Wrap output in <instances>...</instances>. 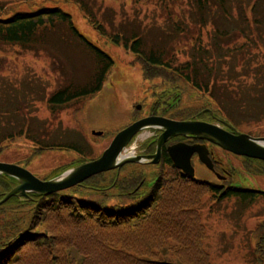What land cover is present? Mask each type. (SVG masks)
Masks as SVG:
<instances>
[{"label": "rangeland", "instance_id": "374dc122", "mask_svg": "<svg viewBox=\"0 0 264 264\" xmlns=\"http://www.w3.org/2000/svg\"><path fill=\"white\" fill-rule=\"evenodd\" d=\"M15 1L19 4L15 5L16 8L32 7L27 0ZM232 1V19L219 12L216 16L221 26L230 24L241 29V9L245 6L240 8V3L246 4L247 0ZM58 5L72 14L80 32L107 51L115 64L103 88L95 96L86 101L72 102L61 111L52 113L47 103L50 92L68 80L84 83L89 79L95 66L93 54L78 40L69 37L64 28L50 35L52 54L43 50H26L18 45H0V106L10 101L13 109L21 107L20 113L25 111V114L31 115L33 131L46 133V139L76 147L35 153V145L26 136L16 137L4 142L0 161L19 164L42 179L55 178L80 164L82 158L100 156L118 131L132 121L148 116L151 108L180 120H183L180 114L186 117L189 115L186 112L210 109V114L190 119L207 118L217 123L226 121L239 131L264 136V113L257 106L264 105V75L258 73L263 71L260 67L264 66V38L261 35L264 29L254 37L248 32L238 33L231 43L228 38L220 43L214 34L213 18H208V22L201 25L192 0H90L96 18L105 26L107 33L127 35L138 31L147 50H163L165 59L174 64L199 55L201 50L209 49L210 56L216 53L214 55L223 57L230 49V53L224 57L227 85L224 97L233 107L232 118L227 112H219L217 104L208 95L199 94L178 76L169 73L148 80L142 63L134 53L101 35L75 2L61 0ZM260 6L259 14L264 18V0ZM235 47H238L237 51H233ZM54 58L58 60L59 68ZM236 92L240 99H235ZM239 100L245 102L240 104ZM139 104L141 109L137 108ZM7 126L5 118L0 119V130ZM154 130L160 129L143 130L133 140L135 142H132L128 153L140 154ZM95 132L103 134L96 135ZM215 151L223 165L235 171L234 178L228 177L222 181L196 160L197 177L225 184L233 181L240 186L264 191V171L261 170L264 164L247 161V158L220 149ZM247 164L249 169L246 168ZM124 166L121 167L125 168L123 175L136 169L141 175L150 177L149 181L159 172L155 164L127 163ZM88 187L87 184L82 189L78 188L79 193H88L85 190ZM62 191L72 193L68 189ZM63 192L49 195L55 199ZM86 197L91 199L92 196ZM192 197L195 195L189 192L188 198ZM200 200L197 222L202 225L201 236L209 264H264V194H259L250 207H244L235 198L220 201L211 191H202ZM67 217L50 216L46 220L58 222ZM173 244L171 241L159 251L160 260L179 263L171 250Z\"/></svg>", "mask_w": 264, "mask_h": 264}, {"label": "trees", "instance_id": "16d2710c", "mask_svg": "<svg viewBox=\"0 0 264 264\" xmlns=\"http://www.w3.org/2000/svg\"><path fill=\"white\" fill-rule=\"evenodd\" d=\"M60 1L27 0L32 7L21 9L15 7L19 6L15 0H0V45H18L26 50H43L52 54L50 35L64 28L69 37L78 40L95 58L94 70L84 83L68 80L50 92L47 103L52 113L61 111L72 102L86 101L95 96L103 88L115 64L107 51L80 32L72 14L58 5ZM72 1L84 11L85 17L101 35L134 53L148 80L169 73L178 76L199 94L208 95L217 104L219 112H227L234 118L231 114L233 107L224 97L227 87L224 57L230 49L223 57L214 55L216 53L210 56L209 49L201 50L199 55L174 64L165 59L163 50H147L138 31L127 35L107 33L105 26L96 18L90 0ZM192 2L201 25L213 18L214 34L220 43L227 38L230 42L238 33L248 32L254 37L264 29V18L259 14L263 0L240 3V8L245 6L241 9V29L230 24L221 26L216 16L219 12L232 19V0ZM261 35L264 38V31ZM56 65L59 68V62ZM260 68L263 71L258 73L264 75V66ZM237 95L238 92L235 99H240L241 96ZM244 102L239 100L238 103ZM257 106L264 113V105ZM20 108L13 109L10 101L0 106V119L5 118L8 124L0 130V152L5 141L22 136L35 145V153L58 148L76 149L73 144L58 143L46 139L44 132L33 131L31 115L25 111L20 113ZM210 112L201 108L193 113L186 112L189 113L186 117L179 116L185 120ZM213 113L216 114L215 111ZM81 160L82 163L91 159ZM247 161L264 164L263 160L247 158ZM124 167L88 178L81 185L68 189L72 193H52H64L55 199L51 195L30 193L29 197L16 195L1 204L0 219H4L0 221V264H209L201 236L202 225L197 222L201 192L211 191L220 201L235 198L244 207H250L259 194H264L260 189L240 186L233 181L225 184L190 176L169 158L157 166L159 172L152 181H149L150 177L142 179L144 174L136 169L123 175ZM246 168L249 169L248 164ZM261 170L264 171V165ZM17 184V179L0 173V200ZM87 184L89 187L85 190L88 193L80 194L78 188L82 189ZM189 192L195 197L188 198ZM66 215L68 217L64 220L47 222L50 216ZM171 241L174 242L172 253L179 263L158 258L159 251Z\"/></svg>", "mask_w": 264, "mask_h": 264}, {"label": "water", "instance_id": "95a60500", "mask_svg": "<svg viewBox=\"0 0 264 264\" xmlns=\"http://www.w3.org/2000/svg\"><path fill=\"white\" fill-rule=\"evenodd\" d=\"M137 108L141 109V105H137ZM223 123L229 129L206 120H179L161 115H149L133 121L118 131L97 158L82 162L52 179H41L19 164L0 161V173L18 180V184L0 200V205L16 195L26 198L30 193L49 195L66 190L81 185L96 174L119 169L127 163H158L163 145L175 136H192L207 140L235 155L264 161V136H253L239 131L230 122L223 121ZM149 128L162 130L158 137L156 153L153 155L129 154L128 150L133 139ZM102 133L95 132L96 135ZM169 152L175 166L190 176H195V168L191 160L195 152L209 169L214 170L205 144L177 143L169 147Z\"/></svg>", "mask_w": 264, "mask_h": 264}, {"label": "flooded vegetation", "instance_id": "af4514ba", "mask_svg": "<svg viewBox=\"0 0 264 264\" xmlns=\"http://www.w3.org/2000/svg\"><path fill=\"white\" fill-rule=\"evenodd\" d=\"M172 106V105H171ZM208 111H210V109H207ZM155 111H158L155 112ZM204 114V113H203ZM148 116L149 115H161V116H165V117H169L165 114H161L160 111L157 109V108H151L150 110V113L147 114ZM201 117V116H200ZM169 118H172V117H169ZM216 120H220L218 118H215ZM207 121L209 122H215L217 123V121H213V120H210V119H207ZM222 121V120H221ZM227 129H229L224 123L223 121L222 122H219L217 123ZM162 130H154L153 131V135L150 137L149 141H148V144L147 145H143V149L141 150V153L142 155H153L156 153L157 151V143H158V137L159 135L161 134ZM247 133V132H246ZM251 134V133H249ZM253 136H256L254 134H251ZM177 143H187L189 145H194V144H205L209 150V156L213 162V166H214V170L212 169H209L199 158V155L197 152H195L193 155H192V164L195 168V165H194V162L197 160L199 162H201L210 172H212V174H214L218 179L222 180V181H226L228 179V177H232V179L234 178V174L235 171H233V169H231L230 167H227V166H224L223 165V162H222V159H220L218 157V155L215 153L216 149H220L221 151L225 152V153H231L227 150H224L223 148H221L220 146L212 143V142H209L207 140H201V139H197V138H194L192 136H175V137H172L170 138L162 147V150H161V157H160V161L158 163H151V162H146L148 163V165H160L162 164V162H166L167 158H169V160L173 162L171 156H170V152H169V147L172 146V145H175ZM154 146V147H153ZM153 147V148H152ZM152 148V150H151ZM233 154V153H231ZM235 155V154H233ZM235 156H239V157H242V158H249V157H246V156H240V155H235ZM97 158V157H96ZM249 159H253V158H249ZM258 160V159H257ZM181 170V169H180ZM235 170V169H234ZM184 172V171H183ZM221 172L223 174H221ZM195 173H196V169H195ZM148 178V176L144 175L142 179H146ZM144 182V181H143ZM233 183H236V182H233Z\"/></svg>", "mask_w": 264, "mask_h": 264}]
</instances>
